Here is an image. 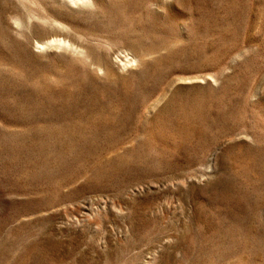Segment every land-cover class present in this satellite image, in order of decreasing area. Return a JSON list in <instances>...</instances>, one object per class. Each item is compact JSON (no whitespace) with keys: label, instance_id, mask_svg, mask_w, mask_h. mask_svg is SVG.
Segmentation results:
<instances>
[{"label":"rangeland","instance_id":"obj_1","mask_svg":"<svg viewBox=\"0 0 264 264\" xmlns=\"http://www.w3.org/2000/svg\"><path fill=\"white\" fill-rule=\"evenodd\" d=\"M0 264H264V0H0Z\"/></svg>","mask_w":264,"mask_h":264}]
</instances>
